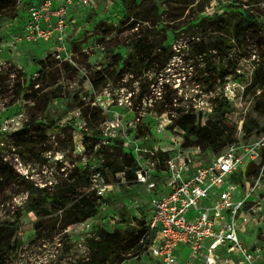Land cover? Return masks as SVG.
Wrapping results in <instances>:
<instances>
[{
  "label": "rangeland",
  "instance_id": "374dc122",
  "mask_svg": "<svg viewBox=\"0 0 264 264\" xmlns=\"http://www.w3.org/2000/svg\"><path fill=\"white\" fill-rule=\"evenodd\" d=\"M28 1L0 7V161L19 177L10 183L0 178V227L9 230L3 238L11 245L0 264H83L88 239L97 229L124 231L146 217L145 188L105 168L116 152L115 141L122 142L124 153L139 147L172 154L185 148L184 132L173 123L182 112H192L202 123L210 117L222 120L225 137L232 139L218 150L188 146L199 155L195 165L231 145L243 154L264 141V90L259 88L264 84L254 76L256 69L264 72V0H154L158 18L135 27L121 0L76 3L67 29L73 55L60 63L50 56L42 62L49 52L36 43L13 41ZM245 10L258 24L243 36L215 24L197 25L201 17L216 14L227 18L231 28ZM153 29L171 57L162 64L163 55L159 63L153 57L160 49H154L134 62L137 34ZM196 43L209 48L207 59L193 50ZM208 61L217 69L207 70ZM206 75L212 84L201 81ZM31 121L36 131L26 126ZM30 134L33 145L23 141ZM258 151L259 157L243 162L228 183H240L241 195L245 189L251 192L252 210L239 235L258 253L255 264H264V145ZM97 173L98 182L108 183L99 197L90 190ZM75 179L83 195H93L98 204L90 228L81 222L65 225L63 209L51 205V192ZM120 264L160 263L142 246Z\"/></svg>",
  "mask_w": 264,
  "mask_h": 264
},
{
  "label": "built area",
  "instance_id": "2783aa9c",
  "mask_svg": "<svg viewBox=\"0 0 264 264\" xmlns=\"http://www.w3.org/2000/svg\"><path fill=\"white\" fill-rule=\"evenodd\" d=\"M76 3L88 5L87 0H29L23 25L13 34V41L36 43L58 63L71 60L67 29ZM261 145L264 141H257L243 154L231 145L197 165L193 161L199 155L191 147L162 155L139 147L132 150L134 177L127 180L124 171L116 175L143 186L149 196L147 248L160 264H255L258 253L248 249L239 235L252 210L248 206L251 192L245 189L241 195L240 183H228V179L243 162L259 157ZM98 175L92 178L90 190L99 197L108 183L98 182ZM93 220L95 216L81 223L90 228ZM180 245L189 250L186 260L176 253Z\"/></svg>",
  "mask_w": 264,
  "mask_h": 264
},
{
  "label": "trees",
  "instance_id": "16d2710c",
  "mask_svg": "<svg viewBox=\"0 0 264 264\" xmlns=\"http://www.w3.org/2000/svg\"><path fill=\"white\" fill-rule=\"evenodd\" d=\"M7 1L11 0H0V7ZM121 1L125 6H127L129 13L132 14L131 17L134 18L133 23H131V27H135V24L141 20L154 22L155 18H158L159 16V7L154 0H143V3L139 5H135L134 0ZM139 7L143 8L139 10ZM207 24H215L217 28L223 32L232 31L235 33V36H243L244 33L252 30V27H256L258 23L255 20L254 15L245 10L244 14L236 20L231 28H229V20L227 18H217L216 14L203 16L197 23V25L201 28H204ZM155 33L156 32L153 29L149 30V33L142 35L137 34L136 39L133 41L134 53L137 56L134 57L135 59L132 58L134 62L138 61V58L140 59L146 54H153L154 49L160 50L156 53L158 56L153 57V60H157L163 55H165V58L162 60V64H166V61L169 60L172 55L170 47L165 45L162 40H158V37H155ZM262 38L264 39V31H262ZM216 48L220 49L219 47ZM193 50L197 54L203 56V58H208L209 48L204 44L196 43L193 46ZM48 58L49 54L41 61L45 62ZM157 62L160 63L159 60H157ZM125 63L130 64L127 62ZM207 65V70L209 71L217 69L216 65H212L209 61ZM256 71L254 76L257 74L264 84V72H260L257 69ZM100 78L104 80L106 78V72L101 73ZM203 78L204 80L202 79V82L212 84L209 80V75H206ZM259 88L264 90V86L262 85H260ZM262 105V112H264V98ZM255 108L259 110L258 105H255ZM159 110H162V108ZM173 121L174 125L184 132L182 143L183 147L195 145L202 149L212 148L218 150L226 144L232 142V139H227L225 137L224 124L222 120L218 118L210 117L202 123L192 112H182L178 117H175ZM26 126L31 128L33 131L37 130L34 121H31ZM34 139L33 135L30 134L24 138L23 141L26 142L27 145H33L35 142ZM122 147L123 144L121 141L114 142L113 148L116 152L110 153L109 159H107L105 163V168L112 174L124 171L126 179L129 180L134 177L135 158L132 151H128L127 153L122 152ZM101 172L104 174V170ZM247 172L250 174L252 171L249 170ZM0 178L10 183L16 182L19 177L10 166L0 161ZM78 181L75 179L70 184L57 186L56 189L49 195L51 205L54 210L63 209V213L67 216L65 219V225L83 222L97 214L98 204L96 203L94 196L83 195V189L81 188L83 185ZM30 208L33 209L34 207L31 206ZM69 212H72V216L70 217H68ZM5 231L8 232L9 230L0 227V262L2 261L4 254L11 249L10 242L3 238ZM148 235L149 233L147 231L145 217L138 220L135 226L124 231H109L104 227H101L97 229L93 237L88 239L89 253L83 264H120L128 256L137 254L139 248L148 245L150 242V237Z\"/></svg>",
  "mask_w": 264,
  "mask_h": 264
},
{
  "label": "crops",
  "instance_id": "0c3cea01",
  "mask_svg": "<svg viewBox=\"0 0 264 264\" xmlns=\"http://www.w3.org/2000/svg\"><path fill=\"white\" fill-rule=\"evenodd\" d=\"M239 233H240V231H239ZM176 253L178 254L179 258H181L183 260L184 259L186 260L189 258V250L186 246H182V245L178 246L176 248Z\"/></svg>",
  "mask_w": 264,
  "mask_h": 264
}]
</instances>
